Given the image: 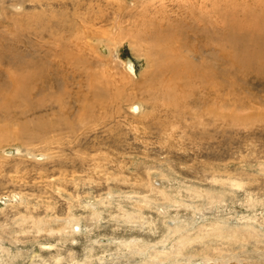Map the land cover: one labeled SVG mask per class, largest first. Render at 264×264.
<instances>
[{"label": "rangeland", "instance_id": "obj_1", "mask_svg": "<svg viewBox=\"0 0 264 264\" xmlns=\"http://www.w3.org/2000/svg\"><path fill=\"white\" fill-rule=\"evenodd\" d=\"M258 35L264 0H0V264H264Z\"/></svg>", "mask_w": 264, "mask_h": 264}, {"label": "bare ground", "instance_id": "obj_2", "mask_svg": "<svg viewBox=\"0 0 264 264\" xmlns=\"http://www.w3.org/2000/svg\"><path fill=\"white\" fill-rule=\"evenodd\" d=\"M254 20V19H253ZM251 25H252V23H251ZM259 25H261V23H259L258 22V25L255 27V28H253V31H254V29H259ZM261 28V27H260ZM251 29V28H250ZM252 31V32H253ZM258 33V32H257ZM250 34V33H249ZM252 34V33H251ZM241 35H242V37L244 36L243 35V33L241 32ZM250 36V35H249ZM255 36H257V35H255ZM259 36V35H258ZM231 37H233V41L236 43L235 45L236 46H238L240 49H241V51L243 52L241 55V58L239 59V61L244 65V66H246V67H248L249 65H251L252 64V62H253V57H255V55H252V54H250L251 52H249V54H244V53H246L245 51H244V48H246V44H248L247 42V40H245L246 38H245V36L243 37V38H241V37H238L237 35H232ZM237 38H241V39H237ZM261 38V39H260ZM252 39V38H251ZM264 40H263V35H260L259 36V38H258V41H257V43L256 44H258V45H260V43L261 42H263ZM237 47V48H238ZM250 48V47H249ZM239 49V50H240ZM249 50V49H248ZM251 50V49H250ZM258 53H260V52H258ZM168 53L167 52H164L163 54H162V56H161V61L163 60L164 61V64H165V67L167 68V70H170V69H172V77L173 78H176V77H178L179 76V74H178V72H179V65L175 62L174 64L170 61L171 59H172V57H170V56H168L167 55ZM264 56V55H263ZM261 58H262V56H261ZM261 58H259V59H261ZM263 59V58H262ZM257 60V59H256ZM264 60V59H263ZM257 62V61H256ZM261 62V61H260ZM128 65H129V68L130 69H133L132 68V65H131V63L130 62H128ZM240 67V66H239ZM181 71V70H180ZM22 81H21V79L19 78V79H17L16 81H15V83L18 85V86H20V83H21ZM205 89H208L207 87L205 88ZM213 89V88H212ZM186 90V89H185ZM215 91V90H214ZM167 94H168V96H170V97H166L167 98V100H168V105L169 106H171V105H174V107H178V104H177V101H172V99H171V95L172 94H169V92H167ZM133 109L135 108V107H132ZM65 124H67V123H65ZM55 125V124H54ZM53 127H55V126H53Z\"/></svg>", "mask_w": 264, "mask_h": 264}]
</instances>
